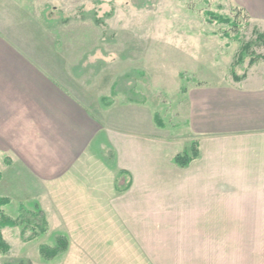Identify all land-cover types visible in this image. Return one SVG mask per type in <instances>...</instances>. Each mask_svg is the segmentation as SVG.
<instances>
[{"label": "crops", "instance_id": "obj_1", "mask_svg": "<svg viewBox=\"0 0 264 264\" xmlns=\"http://www.w3.org/2000/svg\"><path fill=\"white\" fill-rule=\"evenodd\" d=\"M246 1L264 18V0ZM22 7L0 0L8 204L35 205L79 242L91 241L93 227H127L133 257L151 264H264V60L229 81L188 86L182 135H171L141 102L95 104ZM192 145L195 158L173 162Z\"/></svg>", "mask_w": 264, "mask_h": 264}, {"label": "rangeland", "instance_id": "obj_2", "mask_svg": "<svg viewBox=\"0 0 264 264\" xmlns=\"http://www.w3.org/2000/svg\"><path fill=\"white\" fill-rule=\"evenodd\" d=\"M15 1L36 17L62 54L64 71L68 68L78 77L95 104L103 95L116 105L141 102L171 135H182L181 109L188 86L221 77L229 81L232 73L247 69L251 54L264 55V40L256 39L258 34L264 37V18L249 11L246 0ZM206 12L230 20L218 22ZM246 42L252 45L250 54L243 64L233 65ZM174 127L179 129L174 132ZM3 189L0 185V197L6 198ZM8 203L1 207L0 216L16 219L23 207L37 211L28 202ZM58 221L50 215L48 230L34 239L29 238L28 228L24 233L21 226L1 228L9 245L8 254L0 253L1 259L11 264H151L148 258L133 257L138 245L128 228L121 226L93 227L89 242L69 235L70 248L46 261L38 246H53L56 235L69 234V227L56 225ZM104 235H109L105 241ZM114 250L126 256H111Z\"/></svg>", "mask_w": 264, "mask_h": 264}, {"label": "trees", "instance_id": "obj_3", "mask_svg": "<svg viewBox=\"0 0 264 264\" xmlns=\"http://www.w3.org/2000/svg\"><path fill=\"white\" fill-rule=\"evenodd\" d=\"M206 14L214 17L218 22L227 23L230 20L226 16L214 15L211 12H206ZM230 23H233V21H230ZM258 38H261L262 40H264V37H262V35H259V34L257 35L256 39H258ZM251 47H252V45L250 42H246V43L242 44L240 49H239V52L237 54V57L235 59V63H233V65L243 64L246 57H248V54H250L249 52L251 50ZM258 60H264V55L253 56L251 54V56L248 57L247 65L251 66L254 62H256ZM232 74H234V73H232ZM110 101H111V99H109L108 97H105V96L100 98V102L105 106L107 104H110ZM155 121L158 124L159 123L161 124V122L159 121L158 118H156ZM196 156H197V151L194 148V145H192V150L190 153L184 152L182 154L176 155L173 159V162L179 166H185V165H187V163L190 160H192V158H195ZM7 203H8V200L6 198L0 197V211H1V207ZM35 208L37 209V211L36 210L29 211V209L27 210L24 207L22 209L20 208L22 213L20 215H18L16 217V219L15 218L12 219L10 217H7L6 215H1L0 216V229L4 228V227L21 226L22 227V233H24V231L28 228L27 230L31 232V235H29V238H31V239H34L39 234H44L48 230V222H47L43 212L40 209H38L37 207H35ZM67 248H68L67 238L64 235H56V237L54 238L53 246L40 244L38 246V253H39L41 258H43L46 261H49V260L54 259L58 255L64 253L67 250ZM8 252H9V245L3 239L2 233L0 230V253H2L3 255H6V254H8ZM5 264H11V263L5 262Z\"/></svg>", "mask_w": 264, "mask_h": 264}]
</instances>
